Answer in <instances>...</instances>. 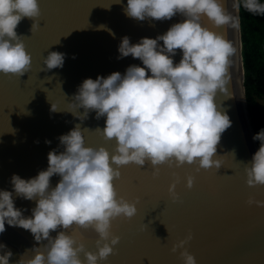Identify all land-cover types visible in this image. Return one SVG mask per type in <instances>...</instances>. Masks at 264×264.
Listing matches in <instances>:
<instances>
[{"label": "water", "instance_id": "obj_1", "mask_svg": "<svg viewBox=\"0 0 264 264\" xmlns=\"http://www.w3.org/2000/svg\"><path fill=\"white\" fill-rule=\"evenodd\" d=\"M126 3L127 0H40L39 27L30 30L32 18L19 22L16 31L22 34L32 62L21 76L0 72V188L12 190L13 173L29 178L46 168L49 150H63L59 136L77 123L86 144H102L110 153L114 150V139H105L95 130L104 127L105 117L97 119L92 110L80 120L69 110L73 94L87 77L95 79L98 74L107 76L116 70L123 74L128 65L142 64L131 54L119 56L118 45L124 35L137 42L142 36L155 37L183 19L177 14L171 19L139 20L125 14ZM223 7L228 23L215 25L208 18L202 19L204 24L218 29L234 48L224 90L218 89L214 98L232 121L213 153V158L219 157L222 163L219 168L201 167L197 171L195 164L186 162L170 168L165 162L158 165L157 175L152 174L150 161L141 166L133 162L120 166L122 176L114 178V187L118 196L136 203L137 212L132 217L112 218L110 230L120 239L101 264H183L181 248L172 251V246L189 233L191 239L183 247L194 254L197 264H264V206L248 202L249 197L264 199V192L246 183L244 170L245 162L258 146L253 140L243 84L238 0H223ZM52 50L65 53L64 63L62 67L46 69L43 57ZM181 54L178 49L174 63ZM174 172L180 177L175 188L179 199L175 201L168 192L169 184L176 179ZM189 174L194 177L191 187L186 184ZM134 178L139 182L133 183ZM59 179L54 174L50 178L52 186ZM14 200L25 215H31L35 200L15 193ZM5 228L0 233V243L13 253L10 264H16L21 255L30 257L34 245L42 247L46 243L36 241L23 227L6 223ZM59 230L51 234L55 236ZM79 234L87 250H97L98 233L93 228L79 227ZM80 256L84 258L83 252Z\"/></svg>", "mask_w": 264, "mask_h": 264}, {"label": "clouds", "instance_id": "obj_2", "mask_svg": "<svg viewBox=\"0 0 264 264\" xmlns=\"http://www.w3.org/2000/svg\"><path fill=\"white\" fill-rule=\"evenodd\" d=\"M244 6L264 12L262 0H244ZM123 10L139 20L171 19L177 14L183 19L165 32L142 36L137 42L124 35L119 56L131 54L142 64L128 65L123 74L116 70L95 79L87 77L73 94L69 110L80 120L92 110L97 119L105 117L104 127L95 130L105 139H114L111 153L102 144H86L77 123L59 136L63 150H49L46 168L29 178L13 173L12 190L0 188V233L7 223L30 230L36 241H46L42 247L34 245L33 254L26 259L21 255L16 264H101L120 239L110 230L112 218L132 217L137 212L136 203L118 196L114 187L122 165L133 162L141 166L150 161L152 174L157 175L158 165L165 162L177 167L195 164L197 171L219 168L222 163L213 153L232 121L214 98L218 89L224 90L234 48L222 33L204 24L202 17L215 25L228 23L223 0H127ZM40 12V0H0V72L21 76L30 69L31 53L16 29L25 17L33 19L30 30L37 29ZM178 49L182 54L174 63ZM64 59V52L52 50L43 57V65L46 69L62 67ZM81 107L83 112L76 111ZM253 140L259 141V147L245 162L246 183L264 185V127L253 134ZM54 174L60 179L52 186ZM173 175L176 179L168 192L175 201L180 177ZM193 181V175L186 176L188 187ZM13 190L16 196L35 200L31 215L15 205ZM248 202L264 206V199L249 197ZM73 225L91 227L98 233L96 251L85 248L83 237L65 231ZM57 229L53 236L51 232ZM189 239L190 233L174 243L172 250L181 248L183 264H197L194 254L183 247ZM0 250V264H10L11 249L0 243Z\"/></svg>", "mask_w": 264, "mask_h": 264}, {"label": "trees", "instance_id": "obj_3", "mask_svg": "<svg viewBox=\"0 0 264 264\" xmlns=\"http://www.w3.org/2000/svg\"><path fill=\"white\" fill-rule=\"evenodd\" d=\"M238 5L244 68L243 84L250 121L256 133L264 127V12L245 7L244 0H238ZM257 146L259 147V141Z\"/></svg>", "mask_w": 264, "mask_h": 264}, {"label": "snow or ice", "instance_id": "obj_4", "mask_svg": "<svg viewBox=\"0 0 264 264\" xmlns=\"http://www.w3.org/2000/svg\"><path fill=\"white\" fill-rule=\"evenodd\" d=\"M202 19H207V17H202ZM216 30H218V29H216ZM68 32H66L64 35H66ZM22 110V109H21ZM168 164V166L170 167V168H175V167H177L176 165H175V163L173 162V163H171V164H169V163H167ZM142 171H143V169H141ZM200 170V169H199ZM198 170V171H199ZM122 176V172H121V175L119 176V177H117V178H120ZM139 181H138V178H134L133 179V183H138ZM250 186H258V187H260V189H261V191L262 192H264V185H250ZM70 229H71V233H73V235L74 236H76L77 238H80V234H79V226H76V225H73V226H71L70 227ZM173 251V250H172Z\"/></svg>", "mask_w": 264, "mask_h": 264}, {"label": "rangeland", "instance_id": "obj_5", "mask_svg": "<svg viewBox=\"0 0 264 264\" xmlns=\"http://www.w3.org/2000/svg\"><path fill=\"white\" fill-rule=\"evenodd\" d=\"M260 102H262V100L260 99Z\"/></svg>", "mask_w": 264, "mask_h": 264}]
</instances>
